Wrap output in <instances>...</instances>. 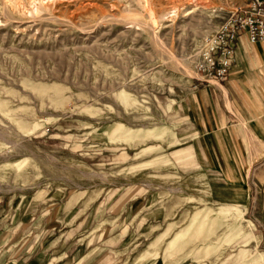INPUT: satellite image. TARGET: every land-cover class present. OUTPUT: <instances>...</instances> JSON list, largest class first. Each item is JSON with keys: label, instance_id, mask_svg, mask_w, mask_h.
I'll list each match as a JSON object with an SVG mask.
<instances>
[{"label": "rangeland", "instance_id": "obj_1", "mask_svg": "<svg viewBox=\"0 0 264 264\" xmlns=\"http://www.w3.org/2000/svg\"><path fill=\"white\" fill-rule=\"evenodd\" d=\"M247 4L0 0L1 204L55 191L86 208L141 179L162 183L170 135L161 97L203 78L209 37ZM188 178L181 171L174 187L182 201L203 193ZM251 187L246 212L180 217L179 252L224 245L245 226L256 233Z\"/></svg>", "mask_w": 264, "mask_h": 264}, {"label": "crops", "instance_id": "obj_2", "mask_svg": "<svg viewBox=\"0 0 264 264\" xmlns=\"http://www.w3.org/2000/svg\"><path fill=\"white\" fill-rule=\"evenodd\" d=\"M161 107L170 135L162 183L141 179L86 208L55 191L13 197L6 208L0 199V264H264V42L241 35L222 80L172 88ZM181 171L203 193L182 201ZM252 181L256 233L245 226L224 245L179 252L180 217L246 212Z\"/></svg>", "mask_w": 264, "mask_h": 264}, {"label": "built area", "instance_id": "obj_3", "mask_svg": "<svg viewBox=\"0 0 264 264\" xmlns=\"http://www.w3.org/2000/svg\"><path fill=\"white\" fill-rule=\"evenodd\" d=\"M244 9H238L230 19L208 39V50L202 62L203 78L198 82L222 80L235 61L237 40L241 35L249 43L264 42V0H247ZM195 88V86H193Z\"/></svg>", "mask_w": 264, "mask_h": 264}]
</instances>
